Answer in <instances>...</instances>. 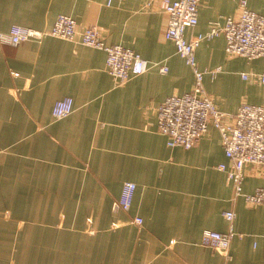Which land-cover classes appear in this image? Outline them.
<instances>
[{"label": "crops", "instance_id": "crops-1", "mask_svg": "<svg viewBox=\"0 0 264 264\" xmlns=\"http://www.w3.org/2000/svg\"><path fill=\"white\" fill-rule=\"evenodd\" d=\"M108 1L0 0L2 33L14 25L46 30L67 15L78 30L95 26L106 45L149 62L118 84L103 50L51 36L0 44V264H264V207L235 196L217 169L229 165L219 132L210 126L184 150L168 147L157 131L159 104L195 83L164 38L159 1ZM239 1L200 0L185 38L236 16ZM245 1L264 15V0ZM225 45L220 35L195 50L201 70L218 69L204 75L205 93L223 112L264 105V57L228 55ZM64 97L73 111L55 119L53 104ZM124 182L136 185L128 211L114 207ZM257 188H264V167L247 165L242 191ZM228 210L229 249L203 247V230L227 232Z\"/></svg>", "mask_w": 264, "mask_h": 264}, {"label": "built area", "instance_id": "built-area-1", "mask_svg": "<svg viewBox=\"0 0 264 264\" xmlns=\"http://www.w3.org/2000/svg\"><path fill=\"white\" fill-rule=\"evenodd\" d=\"M153 0H148L150 6ZM161 10L167 15L164 38L174 43L176 53L191 68L195 83L193 89L182 95L167 97L157 108V131L165 136L170 148L191 149L207 133L210 126L220 134L224 155L229 161L219 164L217 169L224 172L234 187L235 196H241L248 204L264 207V188L252 193H244L242 184L247 165L264 167V105L241 104L233 112L217 109L205 93L202 81L205 74L215 76L218 69L201 70L196 62L195 50L203 40L223 35L228 55L241 56L248 60L264 57V15L250 11L245 0L239 1L236 16H227L222 25L213 22L209 31L196 35L192 40L185 38V30L196 26L200 0H158ZM110 4V0L107 2ZM46 36L78 42L82 45L103 50L106 53V69L118 84H124L134 76L146 72L149 62L136 52L120 45H106L97 27H86L81 31L76 21L67 15H59L54 24L46 30H36L19 25L12 26L8 32H0V44L17 45L24 41L40 42ZM167 72V66L160 68ZM247 79L246 74L242 75ZM258 81L264 86V69L258 74ZM73 111V100L64 97L56 100L52 107L55 119L67 117ZM136 185L124 182L122 191L114 207L128 211L131 207ZM229 223L227 232L203 230L201 245L213 250L226 252L235 233L232 228L234 213L224 212ZM141 224L140 218H134Z\"/></svg>", "mask_w": 264, "mask_h": 264}]
</instances>
